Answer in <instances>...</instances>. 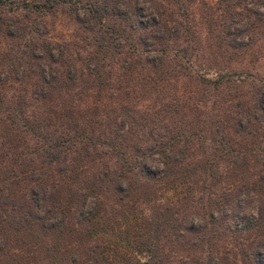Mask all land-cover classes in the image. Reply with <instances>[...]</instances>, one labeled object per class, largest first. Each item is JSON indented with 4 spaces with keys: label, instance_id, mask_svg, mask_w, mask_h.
Masks as SVG:
<instances>
[{
    "label": "trees",
    "instance_id": "16d2710c",
    "mask_svg": "<svg viewBox=\"0 0 264 264\" xmlns=\"http://www.w3.org/2000/svg\"><path fill=\"white\" fill-rule=\"evenodd\" d=\"M0 264H264V0H0Z\"/></svg>",
    "mask_w": 264,
    "mask_h": 264
},
{
    "label": "rangeland",
    "instance_id": "374dc122",
    "mask_svg": "<svg viewBox=\"0 0 264 264\" xmlns=\"http://www.w3.org/2000/svg\"><path fill=\"white\" fill-rule=\"evenodd\" d=\"M206 2H212L215 0H205ZM48 25H47V36L49 37V40L51 43H56V41H70L74 42L77 40L79 41L82 36V32H79L78 26L71 21V19L59 15L58 18H56V13L53 16L47 17ZM76 42V41H75ZM154 165L157 163L156 161L153 162ZM243 195L245 193H250L251 195V201L248 202L246 205L242 206V214L243 213H254L256 209L257 203L253 202L255 201V195H252L253 191H242ZM243 197V196H242ZM245 200V198H244ZM248 200V199H247Z\"/></svg>",
    "mask_w": 264,
    "mask_h": 264
}]
</instances>
